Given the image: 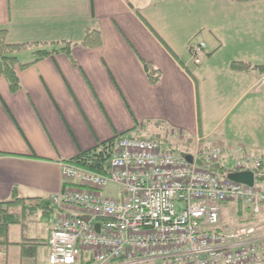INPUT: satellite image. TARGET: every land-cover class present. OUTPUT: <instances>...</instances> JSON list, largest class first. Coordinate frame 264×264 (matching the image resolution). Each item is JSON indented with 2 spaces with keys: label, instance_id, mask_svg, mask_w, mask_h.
Listing matches in <instances>:
<instances>
[{
  "label": "crops",
  "instance_id": "0c3cea01",
  "mask_svg": "<svg viewBox=\"0 0 264 264\" xmlns=\"http://www.w3.org/2000/svg\"><path fill=\"white\" fill-rule=\"evenodd\" d=\"M92 30L102 45L90 49ZM0 31L9 45L58 50L18 69L19 92L0 79V202L17 193L42 209L37 235L27 211L10 227L0 264H48L49 220L80 215L52 204L64 185L59 162L102 142L156 140L166 127V137L179 131L184 157L226 145L264 158V0H0ZM67 43L71 56L61 52ZM35 50L22 51L21 63H34ZM145 64L158 71L156 84ZM224 213L240 218L237 204Z\"/></svg>",
  "mask_w": 264,
  "mask_h": 264
},
{
  "label": "built area",
  "instance_id": "2783aa9c",
  "mask_svg": "<svg viewBox=\"0 0 264 264\" xmlns=\"http://www.w3.org/2000/svg\"><path fill=\"white\" fill-rule=\"evenodd\" d=\"M201 161L253 172L255 185L221 179ZM59 167L69 186L52 201L80 215L50 221L49 264H76L85 251L94 264H264V238L256 237L255 227L223 226L227 203L264 214V158L242 147L200 149L188 161L155 140L126 137L106 175L67 162Z\"/></svg>",
  "mask_w": 264,
  "mask_h": 264
},
{
  "label": "trees",
  "instance_id": "16d2710c",
  "mask_svg": "<svg viewBox=\"0 0 264 264\" xmlns=\"http://www.w3.org/2000/svg\"><path fill=\"white\" fill-rule=\"evenodd\" d=\"M234 1L237 3H247L257 0ZM56 45H59V43ZM83 45L90 49L100 47L102 45L101 33L98 30L89 31L83 41ZM30 47H35L37 49L35 50L37 58L34 63L23 64L19 60L18 55ZM61 52L71 56V44H65V46L61 48ZM56 53H58L56 48L39 49L38 46L33 44L9 45L7 42L6 31H0V79L7 80L11 93H17L21 90V81L18 75V69L28 68L36 62L51 57ZM232 66L235 70H249L251 68L249 65H245L243 63H233ZM145 71L152 84H156L159 81V73L152 65L145 64ZM119 138L120 137H116L102 142L90 150L79 153L75 157L67 160V162L92 172L106 175L110 171L111 159L115 153ZM201 166L220 177H225L226 174L230 172V169L219 163H202ZM30 200L35 199H20L16 193L13 200L9 202H0V253L13 245L9 238L10 227L21 223V219L25 215V211L28 210V206L26 204ZM20 207L22 213H17V209ZM45 208L47 207L45 206ZM237 208L239 210L238 217H240L237 218V227L254 225V222L256 221L257 225L254 226L259 227L260 231L264 232L262 227L259 225V221L261 220H248L250 213L248 208L244 207L242 204H238ZM15 244L16 243H14V245ZM80 262L81 264H93L91 256L87 253H82Z\"/></svg>",
  "mask_w": 264,
  "mask_h": 264
},
{
  "label": "rangeland",
  "instance_id": "374dc122",
  "mask_svg": "<svg viewBox=\"0 0 264 264\" xmlns=\"http://www.w3.org/2000/svg\"><path fill=\"white\" fill-rule=\"evenodd\" d=\"M39 49H44V48H39ZM148 128V127H147ZM145 129L144 131H142V134H144L143 136H146L147 138H151L152 132H150L151 130ZM166 127L164 128V130H160V136L155 137L157 141H159L161 143V145L166 148L167 150H169L170 152H172L173 154L182 155L183 149L181 147V145H184L185 142L182 141L181 135L179 133V131H176V133H171L170 135H168V137H166L167 131H166ZM163 135V136H162ZM134 136V135H133ZM29 209L27 210V216L29 217L28 220V224H26L27 226H29V232L31 230H34L36 232H39V227H40V219L37 217V215L42 211V209L37 208L35 202H29ZM48 204V203H47ZM43 206L45 207L46 205L43 204ZM232 207V206H231ZM231 212L229 211V208L227 209V214ZM227 217V215H226ZM229 223L230 225H232L233 227L236 226V223L238 222V219L235 216H229ZM264 220V219H263ZM254 225H257V222H254ZM27 235V233H26ZM264 236V234H263ZM26 241V240H25ZM29 242V241H26ZM152 264V263H149ZM155 264H160L159 262L155 263Z\"/></svg>",
  "mask_w": 264,
  "mask_h": 264
},
{
  "label": "water",
  "instance_id": "95a60500",
  "mask_svg": "<svg viewBox=\"0 0 264 264\" xmlns=\"http://www.w3.org/2000/svg\"><path fill=\"white\" fill-rule=\"evenodd\" d=\"M188 160H191L190 157H188ZM228 179L239 184H243L249 187H253L255 183V176L253 173L247 172V173H231L228 175ZM87 222L90 221L89 218H85ZM97 231L100 230V225L96 226Z\"/></svg>",
  "mask_w": 264,
  "mask_h": 264
}]
</instances>
